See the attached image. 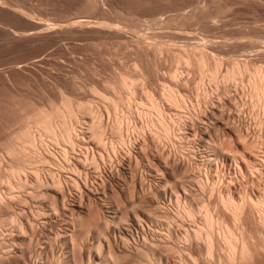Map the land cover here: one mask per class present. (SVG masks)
Segmentation results:
<instances>
[{"label":"bare ground","instance_id":"1","mask_svg":"<svg viewBox=\"0 0 264 264\" xmlns=\"http://www.w3.org/2000/svg\"><path fill=\"white\" fill-rule=\"evenodd\" d=\"M88 22L81 19L71 21V23L67 22L66 25L67 27L68 25L80 26L89 24ZM66 25L64 24L63 27ZM40 27L47 29L50 25H42L38 28ZM203 43L192 45L193 58L190 56L185 61L180 60V64H185V68L189 70L193 60L197 65L199 78L193 85H196L197 89L195 103L188 101L190 99L187 100L178 89H174L175 87H165L159 92H162V98L169 102V105L171 103L170 106L175 109L174 112L172 111L173 113H169L162 107L165 105L160 103L161 100L154 97L156 94L149 93L151 91L149 88V91L145 92L146 94L138 98L139 106L138 104L137 106L142 105L144 108L141 110L142 112H139L141 108L136 110L140 113V118L143 119V121L140 119L143 122L142 125L139 122L140 126H138L139 123L136 125L135 121L133 124L132 120L134 119L130 114L132 120L130 116L124 118L119 114L123 116L121 118L118 117V114V116L115 115L118 113L117 111L122 110H118V108L124 105L121 106L122 102H113L112 98L113 101L109 107L114 112L112 115L115 117L112 119L115 118V120L114 124L111 123L113 124L111 128L110 125H106L111 129L110 132V129H107L102 123L104 115L101 117V112L97 113L98 109L95 111L97 107L93 108L95 106L91 103H79L73 107L74 103L66 99L60 107H55L51 112H41L35 117L32 126L18 135V141L6 151L7 155L16 162L4 167H2V163L0 167V185L4 188L3 191L0 189V214L7 216L0 218V234L2 233L0 237L3 236L0 239V258L2 260L13 259V262L16 260L14 264L19 263L18 259L27 257L25 251H29V249L26 247L32 245L34 248L33 242L37 236L33 239L32 233L36 228H45L51 222L62 216H67L70 221L69 218L63 221L64 227L59 229L55 235L58 248L57 258L53 261L55 264H72V260L75 261V257L79 256L78 253L86 248L89 249V260L86 264H98L100 261L102 264H119L120 256L124 255H132L131 257L135 255L137 258L143 259L142 262L136 260L139 262L138 264H255V258L264 253V69H250L246 65L230 62L228 65L226 64L223 71V62L216 59L217 57L213 58L209 52L213 50L211 48H214V45L209 44L211 45L209 47L205 44L206 42L205 45ZM188 46L190 47V44ZM255 47L257 48V46ZM181 74L183 77L184 72ZM178 76L181 75H178V70H176L173 73V78ZM205 76L209 81L210 87L208 88H204L205 86L202 88ZM180 79L179 83L184 81L183 79L180 81ZM134 83L125 77L121 85L129 91L136 92L138 86H135ZM230 84L235 86L232 87L233 90L237 88L238 91H241V94L238 93L239 97L243 95L240 100L242 101L241 105L237 98H233L234 100L230 98L229 93H232ZM165 86L167 85L165 84ZM132 96L134 97L136 94ZM132 96L129 98L131 99ZM244 98L253 110L254 128L251 132L248 128H240L231 123L232 114L237 117L242 114L243 106L246 105ZM129 101L132 102V99ZM129 101H127V107L132 111V107L136 103L134 102L131 107ZM210 104L212 109L207 108ZM206 109L209 111L206 112ZM80 113L84 115L83 117L81 114L83 118L87 117L88 121L86 119H84L86 120L84 123L83 119L80 121L78 117ZM225 113L228 117L224 116ZM138 115L136 116L139 117ZM79 121L83 125L86 124L87 128L78 130V133L77 129L79 128H76L78 126L75 127L74 123L77 124ZM78 125L80 126V124ZM83 125L80 127L83 128ZM105 128L114 136V139L107 137L108 133ZM211 128L212 130H210ZM150 135L153 138L152 141L157 145L154 148L157 149L158 155L156 156H159L162 170L148 171L146 174L145 168L143 170L140 169V166L138 167L145 173L146 176H143L142 173L143 177L141 174L140 176L141 179L149 181L148 187L142 186L143 182L147 183L144 180L141 182L142 185L138 186V177L136 178L135 173L131 172L133 177L130 181L132 180L134 186L135 197L133 196V198L135 199L128 202L131 206L133 205V209L131 213H128L126 211L130 207L128 204L129 206L120 207L123 211H115L109 204L108 209L113 210L110 213L115 212L114 218L118 222L110 232L108 220L106 217L100 219V209L95 203L98 201L97 199H100L101 202L106 201L100 195L105 196L106 194L105 197L109 195L105 193V188H107L105 183L107 182H104L103 179L101 182L96 181L97 177L95 176L98 175L95 174L103 166L101 164L109 163L111 167L113 161L116 162L115 159H120L118 156L121 151L125 150V156H128L126 154L130 155V152L134 151H130L132 150L130 147L135 146L142 139L148 146L146 138ZM45 137L50 140L51 144L59 148L60 152L57 151L59 155L57 158L49 149L50 143L49 146L46 145ZM191 143H197L199 146H194L200 150L199 160L195 157L197 156L195 148L191 149L189 155L187 153L188 159L185 158L186 156H179L181 153L179 154L177 148L183 151L182 148L186 149L185 147ZM141 146H139L140 154L146 152V147ZM167 147H171L174 153L171 154L170 148L168 150ZM166 149L170 152L169 155ZM249 151L252 152L256 161L248 159ZM146 153L148 154V152ZM156 153L153 152V154ZM148 156L150 157L149 154ZM142 158H136V163ZM224 158L230 161L233 172L230 173L232 177L221 182L220 177L216 180L215 174L222 173L220 163ZM132 159L129 160V165L133 164L131 163ZM149 160L152 159L147 158V162ZM154 161L156 160L154 159ZM149 163L145 164L150 170L152 161ZM136 165L138 166V164ZM89 166L92 168L91 172L88 170ZM53 168L64 175L68 174V183L66 178V183H64L65 180L62 179L61 173L58 175L59 171L56 173ZM138 170L136 171L138 172ZM178 171L183 173L179 176L181 179L178 177ZM176 173L178 178L175 177ZM124 175L122 176L124 177ZM118 176L121 177V180H125L122 179L121 173ZM99 177L98 179H100ZM234 181L244 182L240 187H233ZM65 184H68L67 193L74 198L75 206L79 210L68 207L67 187L66 191L63 188ZM125 186L122 187L124 193H126ZM193 186L197 187L194 188L196 190L193 189ZM50 199H52V203L49 205L47 202V205L46 201H50ZM109 200L108 198L107 201ZM122 201L124 202V200ZM14 205L20 207L15 210ZM85 206H90L92 210L89 211L88 217L83 219L76 211L86 209ZM28 211L31 213L30 218L28 217L30 214L27 216ZM77 233L81 234L80 238H77ZM46 244L45 241V243L37 245L39 248L37 253L45 252L48 248V244ZM32 252L30 251L31 254ZM30 253L27 254L30 256ZM80 255L82 256V254ZM16 257L18 259H15ZM32 260L30 256L28 261L21 260L24 262L21 263L34 264Z\"/></svg>","mask_w":264,"mask_h":264},{"label":"rangeland","instance_id":"2","mask_svg":"<svg viewBox=\"0 0 264 264\" xmlns=\"http://www.w3.org/2000/svg\"><path fill=\"white\" fill-rule=\"evenodd\" d=\"M81 19L89 21V24L80 26L68 25V27L66 25L71 23V21L74 22L75 20ZM47 24L50 25L47 29L43 27L42 29L41 27L38 28L39 26ZM64 24L66 26L63 27ZM199 42H206L205 44L209 47L214 45V48H211L213 50L210 49L211 51L209 52L213 58L217 57L216 59L223 62V71L225 66L230 62L246 65L250 69H264V0H0V160L3 161H0V167L2 163V167H4L10 166L11 163L14 164L16 162L14 159H11V156L7 155L6 151L8 148L15 145L18 141L19 134L32 126L35 117L41 112H51L55 107H60L66 99L74 103L73 107L77 106L79 103L93 104L95 106L93 108L97 107L95 111L98 109L96 112H101L100 116L104 115V118L101 116L104 120V122H102L104 126L110 125V128L115 120V118L114 120L112 118L117 114L123 115L124 118L131 115L134 119L132 120L130 116L133 124L135 121L136 125L139 122H141L142 125L143 119L140 118V113L136 112V110L138 111V109L141 108L139 112H142L141 110H144V108L142 105L138 107V98L146 94L145 92H148L149 88L151 90L149 93L156 94L153 96L157 100H161H159L160 103L165 105L162 107L169 113H173L175 109L173 106H170L171 103L169 105V102L162 98V92H159V90L162 91L165 87H175L174 89H178L187 100L190 99L188 101H194L195 103L197 89L196 85H193L197 83L196 81L199 78L197 65L193 60L191 62L193 64H190L191 69L189 70L185 68V64H180V60L185 61V59L190 56L193 58L194 51L192 45ZM189 44L190 47L188 46ZM183 46L189 49H185ZM255 46H257L258 49ZM251 51L252 54H250ZM180 65H182V67H180ZM176 70H178V75L181 76L173 78V73ZM181 70L182 72H180ZM187 70L189 74L186 72ZM183 72L184 74L182 77L181 73ZM125 77L129 81L135 82L134 84L138 86V91H129L122 87L121 82ZM205 78L202 88L203 86H205L204 88L210 87L208 78L206 76ZM179 79L180 81L182 79L184 81L179 83ZM143 80H145L146 86L145 83L143 84ZM185 81L186 84H184ZM165 84L167 86H165ZM142 86H145L143 87L144 89ZM229 87L230 92H232L229 93L231 95L230 98L232 100H234L233 98H237L241 105L242 101L240 100H242L243 95L240 97L238 95V93L241 94V91H238L237 88L233 90L235 87L233 84H230ZM125 94H127V96H125ZM131 94H136V96L133 97ZM130 96H132L131 99L133 103L129 101L131 100L129 98ZM111 101L122 102L120 103L121 106L124 105L120 107L119 104L120 108H118V110H122L117 111L118 113L115 112L116 114L114 116L112 115L114 114V112H112L113 110L109 107ZM127 101L130 102L131 107L134 105V102L136 103L132 107V111L131 108L129 109V107H127ZM104 102L105 104L108 103L106 104L108 105L107 107ZM244 102L246 105L243 106L244 108L242 107V114L240 117L232 114L233 119H231V123L240 128H248L251 132L254 128L253 110L246 99ZM107 108H109V113ZM207 108L212 109L211 104L208 105ZM207 111L209 110L206 109V112ZM81 114L82 113L78 115L80 121H82L81 119H83V123L86 120L88 121V118H83L84 115L82 114V117ZM137 114H139V117L136 116ZM121 115L118 117L123 118ZM224 116L228 117L227 113H225ZM225 117L223 119H225ZM80 121L77 124L74 123V126H78L76 128H79L77 131L87 128V126H85L86 124L83 125ZM112 122L113 124H111ZM78 124H80V126L83 125V128ZM138 126H140V123ZM109 127L107 129H110ZM107 129L106 131L109 134H106L107 137L114 139V136L110 134L111 129L110 132H108ZM210 130H212V128ZM45 138L47 142L46 145L54 147L52 149L50 146L49 149L53 151L51 152L54 153L57 158L60 152L59 148L51 144L47 137ZM110 138L109 140H112ZM146 139H148V146L142 139V143L139 141L137 142V144L139 143L138 145H133L134 148L130 147L132 150L129 148L130 151L134 150L130 152V155L126 154L129 157L125 156V150L121 151L118 156L120 159H115L116 162L113 161L114 164L112 163L111 167L109 163H104L107 166L101 164V166H103H100L101 168L98 171L100 174H95L98 175L95 176L97 177L96 181L101 182V179H103L104 182H107L105 183V187H107L105 188V193L110 196L108 195L105 197L106 194L105 196L102 194L100 196L106 199V201L101 202L100 199H97L98 201L95 203L98 204L97 206L100 209V219L106 217L108 220L110 232L112 227H116L118 222L114 218L115 212L110 213L113 212V210L108 209L109 204L113 206L115 211H123L120 207L129 206V202L135 199L133 198V196L135 197L134 186L132 185V180L130 181L133 177L132 173H135L134 175L136 178L138 177L137 185L141 186V182L144 180L141 178L146 176V172H158V170H162L159 156H156L158 155L156 153L157 149H155L157 145L152 141L153 138L151 135L147 136ZM141 145L146 148L151 146L148 149L145 148L150 157L146 152V154L144 152V154L139 153V148L142 147ZM188 145L189 146L185 147L186 149L190 147L188 150L182 148V151L180 148H177L179 154L181 153L179 155L177 152V154L181 157L186 156L185 158L188 159L189 152H191L192 148H195L194 146L197 145V143ZM198 147L195 148V155H197L195 157L199 160L200 150ZM232 147L235 148L236 146ZM168 148H170V152L173 154V149L171 147H167V149ZM168 150L166 152L169 155L170 152H168ZM153 152L156 154H153ZM136 154L138 157L135 156ZM248 154V159L250 161H256L252 152L249 151ZM122 155L128 160L126 161L125 157ZM144 155L146 156L144 157ZM133 157L134 159H132ZM129 158L133 160L130 162L134 165L128 164ZM136 158H142L143 160L137 159L139 162L136 163ZM147 158L152 159L149 160V162L152 161V166L150 167H153L152 169L150 168V170L147 169V164L149 163L147 162ZM154 159L156 161H154ZM160 159L162 160V158ZM222 160L223 164L219 162L222 173L215 174L216 180L220 177L221 182L232 177L230 173L233 172L230 161H227L225 158ZM135 164H138V166H135ZM128 165V168L132 170L127 168ZM139 166L140 169H146V171L144 170L145 173L138 168ZM157 166L159 169H157ZM88 168L89 172H91V166ZM54 170L56 173L59 171L57 169ZM136 170H138V172ZM117 172L119 174L121 173V176L126 173L124 177L122 176V179L125 180H121ZM58 173V175L61 173L62 179L65 180L66 178L68 183V174L64 175V173L60 171ZM178 173V177L183 175L180 171H178ZM99 175L101 176L99 177ZM98 177L100 179H98ZM175 177H177V173ZM144 181L147 183L143 182L144 185L142 186L148 187L149 181ZM243 182L244 181H234L233 187H240ZM64 183H66V180ZM67 185L68 184H65V187H63L64 190ZM123 185H126V193L122 190ZM127 186L130 188L128 189ZM1 187L0 185V189L4 190V188ZM194 188L197 187L193 186V189ZM67 189L68 187L66 190ZM67 192L68 190L66 193ZM130 192L132 193L129 194ZM69 195V193L66 194L68 197V207L79 210L75 206L76 201ZM108 198L110 199L109 201H107ZM51 200L52 199L46 201V203L48 202L49 205H51ZM122 200H124V202ZM106 202L109 203L107 204ZM14 206L13 208L15 210L20 207L19 205ZM85 208L86 209H82L79 212L76 211L77 214L80 213L83 219H86L89 215V211L92 210L90 206H85ZM129 208L128 210H126L127 208L124 210L131 213L133 205H130ZM2 215L3 214H0V218L7 217ZM27 216L29 218L31 216L29 211ZM67 218L69 217L62 216L58 220L48 224L45 228H40L41 230L36 228V233L34 231L32 237L33 239L35 236L39 238L36 237V239H34V248L32 245L26 247L29 249V251H25L28 258H24L25 256L23 258L28 261L31 256L34 264H36V262L37 264H53L58 254L55 235L59 229L64 227L62 222L68 220ZM77 235V238L81 237V234L79 235L77 233ZM2 237H0V239ZM38 241H40L39 244L45 243V241L48 244L46 251L40 254L37 253V249H39ZM88 250L87 248L82 249V252L78 253L79 256L76 254L75 261L72 260V264H86L89 260ZM27 253H30V256ZM80 254H82V256ZM126 256H120V259H122L121 261L119 259L118 263L138 264L143 261V259H139L140 257L137 258L135 255H133V257H131L132 255ZM23 258L21 257L20 259L25 262L26 260ZM15 259L18 258L16 257ZM20 259L17 260L19 263L16 264H22L21 262L23 261ZM12 260L13 259L2 260L0 258V264H8V262L9 264H14L16 260L15 262ZM98 264H102V261ZM255 264H264V253H261V255L255 258Z\"/></svg>","mask_w":264,"mask_h":264}]
</instances>
